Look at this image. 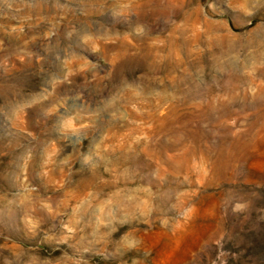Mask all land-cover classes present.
<instances>
[{
  "label": "rangeland",
  "instance_id": "obj_1",
  "mask_svg": "<svg viewBox=\"0 0 264 264\" xmlns=\"http://www.w3.org/2000/svg\"><path fill=\"white\" fill-rule=\"evenodd\" d=\"M0 264H264V0H0Z\"/></svg>",
  "mask_w": 264,
  "mask_h": 264
}]
</instances>
